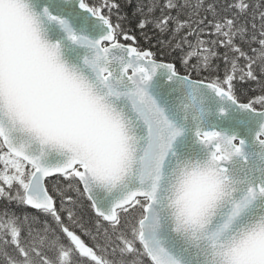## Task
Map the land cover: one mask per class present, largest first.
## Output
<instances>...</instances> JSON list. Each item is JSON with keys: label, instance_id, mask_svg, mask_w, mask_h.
Here are the masks:
<instances>
[{"label": "snow or ice", "instance_id": "snow-or-ice-1", "mask_svg": "<svg viewBox=\"0 0 264 264\" xmlns=\"http://www.w3.org/2000/svg\"><path fill=\"white\" fill-rule=\"evenodd\" d=\"M0 264H264V0H0Z\"/></svg>", "mask_w": 264, "mask_h": 264}, {"label": "trees", "instance_id": "trees-1", "mask_svg": "<svg viewBox=\"0 0 264 264\" xmlns=\"http://www.w3.org/2000/svg\"><path fill=\"white\" fill-rule=\"evenodd\" d=\"M91 2H95V0H91ZM119 2L121 3L122 6L125 5V0H119ZM134 2H135V0H134ZM132 11H133V8L122 7V13L123 14H127L129 16L130 20L133 19V17L131 16ZM113 19L115 20V16L113 17ZM125 23H126V26H127V22H125ZM137 37H138L141 45H143L144 47L148 46L147 42L142 37L139 36V31L138 30H137ZM152 42L154 44L155 40L153 39ZM153 50L155 51L156 49L154 48ZM163 58L164 59H171V57H163ZM252 87L255 88V85H252ZM244 92H245V89H240L238 91V95H241V99H246V98H250L251 97V95H252L251 91H247L246 95H244ZM26 211L33 212L34 210L27 209ZM77 211L81 215H83V218H84L85 221H88L90 215H92L91 214V210L87 207V201L84 202V207L77 209Z\"/></svg>", "mask_w": 264, "mask_h": 264}]
</instances>
